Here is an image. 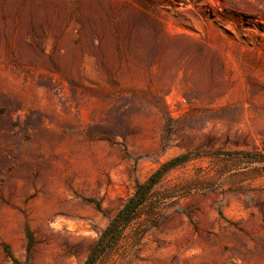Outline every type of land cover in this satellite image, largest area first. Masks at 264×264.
I'll use <instances>...</instances> for the list:
<instances>
[{"label": "rangeland", "instance_id": "obj_1", "mask_svg": "<svg viewBox=\"0 0 264 264\" xmlns=\"http://www.w3.org/2000/svg\"><path fill=\"white\" fill-rule=\"evenodd\" d=\"M264 264V0H0V264Z\"/></svg>", "mask_w": 264, "mask_h": 264}, {"label": "trees", "instance_id": "obj_2", "mask_svg": "<svg viewBox=\"0 0 264 264\" xmlns=\"http://www.w3.org/2000/svg\"><path fill=\"white\" fill-rule=\"evenodd\" d=\"M170 164L171 161L166 162L162 167L155 170L145 182L136 185L134 193L127 198L98 236L83 264H94L107 249L117 243L126 225L138 215L140 206L146 200L152 186Z\"/></svg>", "mask_w": 264, "mask_h": 264}]
</instances>
